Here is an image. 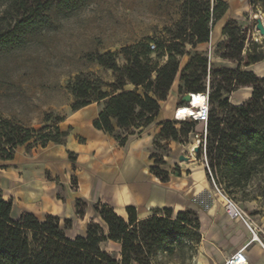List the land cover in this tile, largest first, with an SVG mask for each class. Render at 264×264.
Returning a JSON list of instances; mask_svg holds the SVG:
<instances>
[{"label":"trees","instance_id":"obj_1","mask_svg":"<svg viewBox=\"0 0 264 264\" xmlns=\"http://www.w3.org/2000/svg\"><path fill=\"white\" fill-rule=\"evenodd\" d=\"M51 1L0 0L5 4L0 12V50L19 41L23 33L38 25L46 17L44 12ZM247 2L253 9L258 6V11L264 14V0ZM226 9L227 4L222 0H185L183 17L175 33L166 45L159 44V50L167 57L163 64H153L149 58L152 50L142 43L122 48L126 63L121 67L111 52L96 56L100 66L113 71L115 80L107 84L92 79V74L77 76L70 88L76 98L72 111L102 102L93 126L124 146L129 136L141 133L154 121L159 102L167 98L178 78L179 94L208 92L205 153L213 161L211 167L222 165L229 177L245 183L257 165L264 166V77L245 68L263 61L264 56L260 52L246 54V58L241 56L246 32L233 19L224 23L223 40L216 46L220 58L234 64V68L212 71V64L197 50L191 55L185 51L186 43L195 49L197 44L209 41L213 25ZM150 44L157 48L155 43ZM184 55H188V60L181 67L178 58ZM208 67L213 76L220 78L210 90L204 84ZM126 84L133 88L126 89ZM240 87L251 89L249 98L240 104H230L228 94ZM213 104L220 109L219 113L211 108ZM179 123L185 128L177 130L171 120L161 122L159 137L177 141L178 135L193 132L197 122ZM55 130L57 136L48 141L63 144L68 132H61L58 127ZM29 139V134L20 140L13 134L7 135L4 146L0 147V160H11L15 148ZM69 158L74 161L70 152ZM159 165L160 161H156L150 170L166 182L169 173ZM174 174L180 175L177 171ZM12 206V200L3 198L0 190V264H167L172 263L168 259L174 250L172 243L182 245L191 230L195 232L189 243L197 245L200 241L199 223L193 210L174 214L171 208L153 209L147 217L137 219L135 208L129 206L125 208L127 217L123 218L109 205L98 202L94 210L103 225L91 222L84 235L71 238L65 233V229L71 228L70 219H65L61 227L59 217L51 214L39 219L32 212H22L13 218ZM77 214L82 216L83 211ZM108 241L119 244V258L103 249L102 244ZM194 252L195 246L190 248L191 256Z\"/></svg>","mask_w":264,"mask_h":264},{"label":"rangeland","instance_id":"obj_2","mask_svg":"<svg viewBox=\"0 0 264 264\" xmlns=\"http://www.w3.org/2000/svg\"><path fill=\"white\" fill-rule=\"evenodd\" d=\"M184 1L52 0L44 12L46 17L38 25L23 33L19 41L0 50V147L4 146L10 134L16 140L29 134L30 139L15 150L23 146L30 151L43 144H51L48 138L57 136L56 127L64 131L63 120L72 112L76 102L70 88L77 76L92 74V79L97 78L107 84L114 82L113 71L100 66L95 61L96 56L111 52L116 56V64L121 67L126 63L123 47L142 43L152 50L150 43H155L157 48L151 51L149 58L153 64H163L167 57L163 50H159V44L166 45L171 34L175 33L176 25L183 17ZM222 1L227 4V9L213 25L214 29L227 20H236L238 26L246 32L241 56L246 58V54L257 52L264 56V38L256 29L255 15L260 13L258 6L253 9L247 0ZM4 6L0 2V12ZM185 51L191 55L195 49L186 43ZM197 52L212 64V71L221 67H235L220 58L221 52L217 46L212 50ZM178 60L180 66H184L188 55ZM255 68L263 71L264 60ZM212 71L207 68L204 82L207 90L220 79L213 76ZM125 88L132 89L133 86L126 84ZM250 92L251 89L246 87L237 88L228 94V102L239 104L249 98ZM179 105L182 104L178 102ZM211 108L220 112L216 104ZM177 118L183 119L178 115ZM171 121L177 130L185 128L183 124ZM202 125L196 123L194 131L199 132ZM193 145L199 146L191 132L178 135L177 141L158 136L149 154L153 158L151 166L160 161L159 167L162 170L172 176L176 171L180 173V177L187 183V204L215 200L224 207L225 198H229L264 232V166L257 165L251 177L245 183L239 179L240 182L229 177L222 165L213 169L210 165L213 161L201 152L200 147L198 152L193 150V157L189 156ZM179 155L188 156L189 160H179ZM55 185L56 195L53 187H44L36 202L18 198L15 190L6 191L4 198L11 199L13 203L11 216L17 218L22 212H32L39 219H44L51 214L59 217L61 227H64L65 219H70L71 228L65 229V233L71 238L84 235L86 226L91 222L103 225L94 210V204L82 201L71 207L65 206L63 194L66 188L61 182ZM70 185L75 187L73 180ZM79 211H83L82 216L77 214ZM194 232L191 230L185 236L182 245L172 243L174 250L168 256L172 264H190V248L195 246L196 249L197 246L189 243ZM102 247L119 258L115 244L105 242Z\"/></svg>","mask_w":264,"mask_h":264},{"label":"crops","instance_id":"obj_3","mask_svg":"<svg viewBox=\"0 0 264 264\" xmlns=\"http://www.w3.org/2000/svg\"><path fill=\"white\" fill-rule=\"evenodd\" d=\"M224 23L213 27L209 41L197 44L195 50H212L222 41ZM261 62L246 69L264 77V69L255 68ZM178 85L176 78L167 98L159 102L160 109L154 121L141 133L129 136L124 146L93 126L102 102L72 111L63 120L64 130L68 132L63 144L51 143L30 151L18 147L11 160H0L2 195L15 190L18 198L36 202L44 187H53L56 195L55 184L61 182L66 188L63 194L65 206H73L77 199L87 204L99 202L109 205L123 218L127 217L125 208L131 206L135 208L137 219L147 217L153 209L171 208L174 214L193 210L199 223L200 241L190 264H224L229 256L243 247L248 264H264L261 246L264 232L253 222L257 239H252L253 234L242 220L230 218L223 205L215 200L187 204V183L180 175L169 173V180L162 182L150 170L153 158L149 154L153 141L159 136L160 123L172 120L177 103H181L183 94L178 93ZM69 152L74 161L69 158ZM72 180L75 187L70 185ZM111 243L119 251V244Z\"/></svg>","mask_w":264,"mask_h":264},{"label":"built area","instance_id":"obj_4","mask_svg":"<svg viewBox=\"0 0 264 264\" xmlns=\"http://www.w3.org/2000/svg\"><path fill=\"white\" fill-rule=\"evenodd\" d=\"M150 48L153 50L155 49L154 44H150ZM197 96H199V101L200 104L199 106H194L193 104V97L194 94L190 93L191 100L187 104H182L179 106H176L174 111H173V116L172 120H174L176 123L180 121H185V120H193L196 121L197 123H202V129L199 132L193 131L191 133L194 134L195 141L200 147L201 152L205 153L206 151V134H207V120H208V114H209V105H208V92L206 93H197ZM182 106H186L189 108H193L196 111L195 115L189 116V114H185L183 119H178L177 118V113L180 110ZM174 117V118H173ZM194 117L195 119H193ZM196 146V145H194ZM193 146V147H194ZM224 211L225 213L232 219H240L242 220L250 232L253 234L252 239H257L254 234V227L251 224V221L249 218L240 210V208L237 206L236 203H234L231 199L225 198L224 202ZM261 246L264 250V240L261 242ZM243 248L237 250L234 252L231 256H229L224 264H248L246 261V257L243 253ZM194 258L192 257V260ZM167 264H172V263H167Z\"/></svg>","mask_w":264,"mask_h":264},{"label":"water","instance_id":"obj_5","mask_svg":"<svg viewBox=\"0 0 264 264\" xmlns=\"http://www.w3.org/2000/svg\"><path fill=\"white\" fill-rule=\"evenodd\" d=\"M255 20H256V29L258 30L259 35L264 36V22L262 16L261 15L255 16ZM190 100H191L190 93H184L180 98L181 104H187ZM193 150L195 152H198L199 146H194ZM178 159L186 161L189 160V157L184 155H179Z\"/></svg>","mask_w":264,"mask_h":264},{"label":"bare ground","instance_id":"obj_6","mask_svg":"<svg viewBox=\"0 0 264 264\" xmlns=\"http://www.w3.org/2000/svg\"><path fill=\"white\" fill-rule=\"evenodd\" d=\"M258 15L262 16L263 22H264V14L260 12L259 14H256L255 16H258ZM261 37L264 38V36H261ZM199 98H200L199 96L194 95V97H193L194 106H199V104H200ZM186 113L189 114V116H191V115H195L196 111L193 108L182 106L180 108V110L178 111L177 115L180 116L181 118H183ZM192 118L195 119L194 117H192ZM199 124H202V123H199ZM195 143H196V141H195ZM193 146L190 147V152H189V156H191V157H193V155H194L193 154Z\"/></svg>","mask_w":264,"mask_h":264}]
</instances>
